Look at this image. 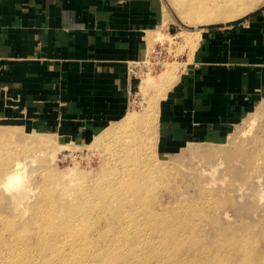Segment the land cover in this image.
<instances>
[{
	"label": "rangeland",
	"instance_id": "rangeland-1",
	"mask_svg": "<svg viewBox=\"0 0 264 264\" xmlns=\"http://www.w3.org/2000/svg\"><path fill=\"white\" fill-rule=\"evenodd\" d=\"M199 1L216 2L161 0L164 22L153 33L148 57L134 68L136 91L119 121L75 139L31 121L0 119V264H45L40 240L74 220L75 213L81 218L78 238L90 240L98 230L106 239L115 237L106 242V252L113 242H121L116 236L125 231V215L141 222L151 217L163 230L173 228L168 231L179 236V244L171 254L160 260L149 255L144 264H205L226 252L219 247L238 246L243 238L253 252H264V98L218 140L189 141L174 149L157 145L159 103L177 80L185 55L191 56L198 31L243 20L264 7V0H253L252 10L231 20L184 21L190 17L188 6ZM18 159L21 181L7 190L4 172ZM151 236L157 240L158 232ZM88 245L80 263L100 264L90 253L93 243ZM14 246L19 253L11 252ZM240 254L233 250L225 255L234 264ZM125 259L117 249L106 255V264H124Z\"/></svg>",
	"mask_w": 264,
	"mask_h": 264
},
{
	"label": "crops",
	"instance_id": "crops-1",
	"mask_svg": "<svg viewBox=\"0 0 264 264\" xmlns=\"http://www.w3.org/2000/svg\"><path fill=\"white\" fill-rule=\"evenodd\" d=\"M164 17L161 0H0V119L75 139L119 121ZM198 33L159 103V148L218 140L264 98V7Z\"/></svg>",
	"mask_w": 264,
	"mask_h": 264
},
{
	"label": "bare ground",
	"instance_id": "bare-ground-1",
	"mask_svg": "<svg viewBox=\"0 0 264 264\" xmlns=\"http://www.w3.org/2000/svg\"><path fill=\"white\" fill-rule=\"evenodd\" d=\"M226 1L224 3L223 1L221 3L220 1L218 2L217 0L216 2L199 1V3L196 4L191 3L188 6L189 10L187 9L190 13V17L189 19H184V21L190 23V20L191 21L196 20L195 22L201 21L202 23H212V22L220 21L222 19L223 21L231 20L239 17L240 15L247 13L248 11L252 10V8L255 6V2L253 0H226ZM187 39L188 38H186V40ZM143 83L144 84L146 83L145 80L143 81ZM262 106L264 107V105ZM127 115L131 116V114H127ZM130 118L128 117L125 120L127 122H130L131 121ZM253 120L255 119L253 118ZM106 126H108V124ZM189 149L192 148L189 147ZM19 165H20L19 159L14 160L11 162L8 169L4 172V177H5L4 179L6 180L5 186L7 190L11 187H16L21 181L20 179L21 176L17 173V168L19 167ZM257 166L256 169L258 168ZM137 173H139L140 176L144 175L143 172L141 173L137 172ZM258 176L259 175H257L256 177ZM79 216L80 214L78 215V213H75L74 220L72 219L71 221H67L66 223H63L61 226H59V229L53 230L50 236L49 234L45 235L44 237H48L47 240H40L42 241V243L40 246H38V250L40 251V255L43 257L45 264H68L70 258L73 259L71 264H73L74 262H75L74 264L80 263L81 261L80 256L81 254H86V249L87 246H89L88 244L90 242L93 243V245L91 246L92 248L90 249V253L91 255H94L99 258L100 264H106V255L115 254L117 249L126 258L124 264H144L143 262L144 259L149 255L151 257L152 256L158 257L157 260H160L161 256L170 255L174 246L179 244L178 243L179 236L178 235H177L178 237L174 235L171 236L169 232V231L173 232V228L163 230L162 228L159 227L160 224L156 223V221H153L151 217L146 222H141L136 220L130 221L128 215H125L124 217L128 218L126 222L123 223V227H122L125 231L121 235L116 236L117 239H121V242L117 246L115 242H113L111 247H109L106 252V242L112 241L115 237L113 236L112 238L106 239V236L103 235L100 232V230H98L96 233L97 235H95L90 240L88 237L87 239L85 238L86 235L82 238L81 237L78 238L76 236L78 231L76 232L75 230L77 229L79 222H81L80 221L81 218ZM152 232H158L157 240H155L151 236ZM89 234H92V232L91 233L89 232ZM104 234H106V231ZM242 241L243 242L238 246H234V244H232V245H226L224 249L219 247V249L226 250V252L219 255L216 253L217 255L216 259L212 261L210 259H206L205 264H232L227 259V256L225 254L233 252V250H237V252L241 253L240 258L238 259L239 261H237L234 264H264V252L255 253L253 252V249H249V247H247V243H248L247 238H243ZM53 242H57L58 245L52 247L51 243ZM46 243L49 244L47 248L45 247ZM98 244H100V247H96ZM22 249L26 250L27 252L29 251L31 254L33 252L32 249H29L26 246L22 247ZM10 250L11 252L14 251L19 253V248H17L16 246L10 248ZM77 254H79L78 257ZM4 258L9 259L6 256H4ZM119 258L120 256L118 257V259ZM87 264H99V263L88 262ZM113 264H118V260ZM156 264H165V263L162 260L161 262H158ZM175 264H181V263L177 262Z\"/></svg>",
	"mask_w": 264,
	"mask_h": 264
},
{
	"label": "built area",
	"instance_id": "built-area-1",
	"mask_svg": "<svg viewBox=\"0 0 264 264\" xmlns=\"http://www.w3.org/2000/svg\"><path fill=\"white\" fill-rule=\"evenodd\" d=\"M139 63H143V62H139ZM139 63H134L133 65H132V68H131V71H132V74H134V68L135 67H137L138 65H139Z\"/></svg>",
	"mask_w": 264,
	"mask_h": 264
}]
</instances>
